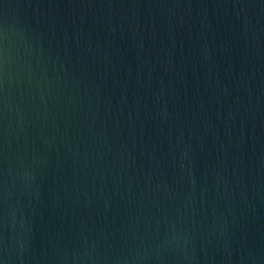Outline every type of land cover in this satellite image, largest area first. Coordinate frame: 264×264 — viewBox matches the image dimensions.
I'll return each mask as SVG.
<instances>
[{
    "label": "water",
    "instance_id": "water-1",
    "mask_svg": "<svg viewBox=\"0 0 264 264\" xmlns=\"http://www.w3.org/2000/svg\"><path fill=\"white\" fill-rule=\"evenodd\" d=\"M0 264H264V0H0Z\"/></svg>",
    "mask_w": 264,
    "mask_h": 264
}]
</instances>
